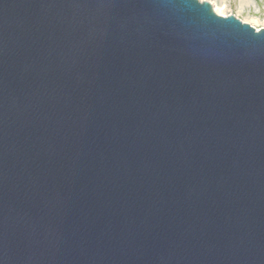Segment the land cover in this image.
Listing matches in <instances>:
<instances>
[{"label":"water","instance_id":"95a60500","mask_svg":"<svg viewBox=\"0 0 264 264\" xmlns=\"http://www.w3.org/2000/svg\"><path fill=\"white\" fill-rule=\"evenodd\" d=\"M0 264H264V28L0 0Z\"/></svg>","mask_w":264,"mask_h":264},{"label":"rangeland","instance_id":"374dc122","mask_svg":"<svg viewBox=\"0 0 264 264\" xmlns=\"http://www.w3.org/2000/svg\"><path fill=\"white\" fill-rule=\"evenodd\" d=\"M210 1L228 16L235 15L258 30L264 28V0H201Z\"/></svg>","mask_w":264,"mask_h":264},{"label":"bare ground","instance_id":"6f19581e","mask_svg":"<svg viewBox=\"0 0 264 264\" xmlns=\"http://www.w3.org/2000/svg\"><path fill=\"white\" fill-rule=\"evenodd\" d=\"M216 10H217V13L221 16H228L224 11H221L219 8H217V5H216Z\"/></svg>","mask_w":264,"mask_h":264}]
</instances>
